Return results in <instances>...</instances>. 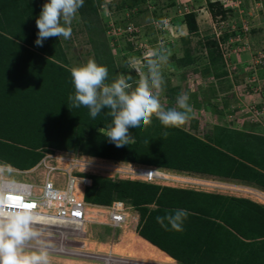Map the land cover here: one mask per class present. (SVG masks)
<instances>
[{"label":"trees","instance_id":"16d2710c","mask_svg":"<svg viewBox=\"0 0 264 264\" xmlns=\"http://www.w3.org/2000/svg\"><path fill=\"white\" fill-rule=\"evenodd\" d=\"M149 1L159 5L158 0H122L117 10H132L133 15H140L148 10L145 6L150 5ZM45 3L47 0H0V165L29 170L46 153L78 152L118 163L239 180L264 191L263 134L215 126L201 138L187 131L184 125L165 127L153 116L149 125L141 124L129 130L132 139L128 145L117 148L110 142L106 136L113 119L108 115L110 110H102L93 119L88 108L73 107L69 100V96L75 95V87L60 37L46 39L42 47L35 44L39 31L36 19ZM102 4L103 0H84L79 9L86 27L99 35L106 33L99 26ZM209 10L213 17H226L227 9L219 2H210ZM184 19L189 35L197 34L196 14L190 12ZM189 35L183 38L184 56L178 62L183 66L198 60L191 55ZM202 41L200 45L206 50L208 60L203 74L219 80L227 77L220 40L206 37ZM97 45L96 61L108 68L106 83L122 75L131 77L128 82L133 89L137 87V76L128 67H118L107 46L103 49ZM147 60L144 58L145 63ZM164 91L168 95L178 92L162 85L161 94ZM87 176L92 179V185L85 190L87 203L108 207L123 202L133 208L139 214L137 233L183 264L211 263L202 259L193 261L188 256L203 250L200 245L207 247L203 251L209 253L217 236L213 235L214 231L203 233L189 226H212L206 217L220 210L219 204L224 203L223 208L228 205L234 211L226 220L238 235L231 233L232 242L236 241L233 245L225 243L228 238L221 239L218 245L229 257H237L236 264H264V206L256 202L132 179ZM152 205L155 207L151 208ZM178 209L189 213L181 230L173 229L167 220V228L157 223L156 217L174 215ZM241 237H253L254 242Z\"/></svg>","mask_w":264,"mask_h":264},{"label":"rangeland","instance_id":"374dc122","mask_svg":"<svg viewBox=\"0 0 264 264\" xmlns=\"http://www.w3.org/2000/svg\"><path fill=\"white\" fill-rule=\"evenodd\" d=\"M121 1L103 0L99 26L106 29V33L101 35L95 34L93 28L90 30L86 27L78 10L71 24V37L69 39L60 37L71 69L86 64L89 59L96 61V43L103 49L107 46L116 65L128 67L129 72L135 74L139 82L141 76L148 72L144 57L150 56L154 51H163L169 60L161 66L162 85L169 90L177 89L178 92H171L168 95L164 91V94L160 93V101L166 110L176 108L182 111L177 104V97L182 93L188 96V104L192 112L191 118L184 124L187 131L205 138L215 126H223L264 135V0H158L156 1L158 6L154 4L155 1H151L153 4L149 1L150 5L145 6L148 10L140 15H133L132 10H117ZM210 2H219L223 8H226V17H213L209 10ZM190 12L196 14L199 26L197 34L189 35L188 28L184 24L185 15ZM129 24L140 29L138 37L133 38L124 33ZM161 26H164L165 30L160 29ZM188 35L191 55L198 60L191 65L183 66L178 62L184 56L183 38ZM206 37H216L220 40L225 70L228 72V76L220 80L211 74H203L208 60L205 58L206 50L201 48L200 43ZM131 58L136 60L135 67L129 65ZM67 154L86 163L76 168L79 172L102 174L114 179L133 177L130 173L133 165L100 161L78 152ZM55 162L58 163V159ZM62 164L67 163L60 162V167L63 166ZM97 166L100 169L94 168ZM131 167L132 169H129ZM167 173L172 175L171 179L174 177L173 181L169 182L173 184L172 186L183 184L178 182L179 179H175V177L181 178L180 175ZM56 179L64 180L63 173L57 174ZM196 183H190L188 186L209 188L208 184ZM226 188L221 190L233 192L230 189L234 188L230 186ZM255 192L253 195L245 194L254 197ZM130 211L134 217V210H128ZM129 220H131L130 217ZM102 221L104 222L103 219ZM100 226L89 223L86 229L87 235L80 239L86 238L87 246L91 250L96 248L93 241L100 240L109 243L110 247L118 246L116 252H121L120 248L123 246H116L114 243V232L120 233V229L106 227L101 232ZM113 254L128 257L118 253ZM48 259L49 264H84L70 262L68 258L48 256Z\"/></svg>","mask_w":264,"mask_h":264},{"label":"clouds","instance_id":"9594fccd","mask_svg":"<svg viewBox=\"0 0 264 264\" xmlns=\"http://www.w3.org/2000/svg\"><path fill=\"white\" fill-rule=\"evenodd\" d=\"M83 4L84 0H48L36 19L39 31L35 44L42 47L43 42L51 37L69 39L72 35V21ZM167 60L168 57L163 51L152 52L147 60V74L141 76L138 86L133 89L128 82L131 77L121 76L111 83H106L108 68L98 64L94 59H89L86 64L71 70L75 95L69 96V100L73 107L88 108L93 119L102 110L109 109L108 115L113 119L106 136L117 148L129 144L132 139L129 131L131 128H138L141 124L149 125L153 116L158 118L165 127H180L191 118L192 109L188 104V96L183 93L177 97V104L182 111L176 108L166 110L161 104L160 93L163 84L161 66L167 63ZM129 65L135 67V58L130 59ZM164 135L166 136L167 133ZM0 166L17 169L9 165ZM134 167L155 168L166 176L159 183L139 178L143 182L160 185L163 181L170 180L167 178V173L160 168L145 165ZM87 205L88 211L93 209L91 204L87 203ZM128 208V210L131 209V207ZM188 215L187 210L178 209L174 215L156 217V221L162 227L167 228L168 225L165 224L167 220L173 229L179 231L183 220ZM33 219V214L25 210L17 211L11 216L0 212V264H49L46 251L27 252L24 250V241L34 235L30 230Z\"/></svg>","mask_w":264,"mask_h":264},{"label":"built area","instance_id":"2783aa9c","mask_svg":"<svg viewBox=\"0 0 264 264\" xmlns=\"http://www.w3.org/2000/svg\"><path fill=\"white\" fill-rule=\"evenodd\" d=\"M160 29L165 30L164 26ZM140 32L138 27L131 24L124 31L127 34H136L130 36L133 38L138 37ZM56 159L58 163L55 162ZM80 160L67 153L56 152L47 153L29 170L0 166V212L11 216L17 211L25 210L34 216L30 224V230L34 235L24 241V250L27 252L43 250L50 257L68 258L84 264H173L94 251L87 246L86 238L80 239L87 235L86 225L97 219L89 218L91 216L88 205L84 201L85 190L92 185V179L87 176L89 173L76 169L86 164ZM63 161L67 164L60 167V162ZM59 173H63L64 180L56 179ZM130 173L137 178L158 183L166 178L161 171L148 167H134ZM25 204H32L34 207L25 208ZM128 209L125 204L114 202L103 210L105 213L96 215L105 216L108 225L117 228L126 223Z\"/></svg>","mask_w":264,"mask_h":264},{"label":"crops","instance_id":"0c3cea01","mask_svg":"<svg viewBox=\"0 0 264 264\" xmlns=\"http://www.w3.org/2000/svg\"><path fill=\"white\" fill-rule=\"evenodd\" d=\"M87 157H89V156H87ZM89 158L100 160V161L113 162L110 160H105V159H100V158H93V157H89ZM117 164H126V163H118L117 162ZM129 165L143 166V165H135V164H129ZM98 167L99 166H97L96 168L98 169ZM162 170H164L166 173L170 172V173L176 174L178 176L180 175L181 180H179L178 182H182L183 184L179 183V184H181L180 186H172L173 184L169 183V182L173 181V179H171L172 175H170V174L168 175V173H167V176L169 177L170 180L168 182L160 184L161 186H167V187H172V188H177V189H182V190H190V191H195V192H203V193H207V194L220 195V196L231 197V198H245V199H249L253 202H256V203L264 206V191L260 190L259 188L254 187L253 185L244 184L242 181L234 180V179L213 177V176H209V175L179 173L177 171H170L167 169H162ZM89 175L104 176L102 174H89ZM104 177H106V176H104ZM133 177H131L129 179L141 181L139 178H136V177L133 178ZM175 179H180V178L175 177ZM194 180H196L195 182L198 181L199 183L208 184L209 188L208 189H205V188L202 189V188H195L192 186H188V184L193 183L192 181H194ZM209 184H212L213 186H211ZM228 186L234 188V189H230L233 192H226V191L221 190V189H227L226 187H228ZM216 188H218V190H216ZM254 191H256L255 196H254L256 198L252 197L251 195L248 196V194L253 195ZM238 192H241L242 194H240ZM245 193H248V194H245ZM223 204H219V207L221 208L220 210H214V212L210 215V217H206V219L210 220L209 222L212 223V226H208V225H204V224H199L197 226H193V225L189 226V229L190 228H197L198 230H202L203 233H206V232L210 233V232L214 231L213 235L217 236V237L215 236L217 238V242H215V244L212 246L209 253L203 251V250H206L207 247L205 248V247H203V245L202 246L200 245L199 247L203 248V250H201V249L196 250V253H193L192 256H188V259H191L193 261L194 260L199 261L200 259H202V260H205L206 263L210 261L212 264H218L219 262H221L222 264L223 263H225V264H236L237 263V257L236 256L229 257L228 252L218 245V243H220L221 239H224V238H228V242L225 241V243L233 245L234 243H236V241L232 242L231 233L238 235L237 231H235V229H233L232 225L229 224V222H227V220H226V218H229V216L232 213H234V211H232L230 208H227L228 205L223 208ZM91 207L97 208V209H102V210L108 208L106 206H98V205H92V204H91ZM150 207L153 208L155 206L152 205ZM131 209H133V208H131ZM226 209H230L231 211L226 210ZM90 211H91V209H90ZM134 213H135V216L133 217V215H131V211H130L128 215L131 218V220L127 219L126 223L117 227V229H120V233L114 232L115 233L114 234V236H115V242L114 243H115V245H122L123 246L120 248V249H122L121 250L122 253L120 251H119L120 253L116 252L117 251L116 248L110 247L108 245L109 243H104L100 240L93 241L94 242L93 245H95L96 248L95 249L92 248V249L94 251L118 253V254H122V255H125L128 257H133V258H136L139 260H146V261H152V262H157V263H172V262H167L168 259H170L171 261H173V264H183V263H180L179 261H177L176 259L172 258L171 256H169L166 252H164L163 250H161L157 246L153 245L152 243H150L149 241H147L146 239H144L143 237H141L137 233V226L139 224V214L135 210H134ZM191 214H194V213H191ZM90 216L92 218L93 217L97 218L96 220L92 221V223L101 225L99 228V230L101 232L104 231L106 229V227H109V228L111 227L108 225V222H107L105 216L99 217L96 214H91V213H90ZM193 216H197V215H193ZM101 219H103L104 222ZM128 223H130V224L127 227ZM125 227H127V229H124ZM111 228H114V227H111ZM114 230H116V229H114ZM241 238H243V240H245L246 242H254L253 237H249V238L241 237ZM136 239L143 241L144 243L148 244L151 248H149V249L145 248L144 249L142 247L143 244H140L137 241H135ZM258 240H261V239L258 238ZM203 241L207 242L205 240H203ZM100 245L105 246V250H100ZM97 246H99V248H97ZM126 251H127V253H125ZM202 252L207 253V254L205 255ZM195 254H199L200 257L199 256L196 257ZM211 263H207V264H211Z\"/></svg>","mask_w":264,"mask_h":264},{"label":"bare ground","instance_id":"6f19581e","mask_svg":"<svg viewBox=\"0 0 264 264\" xmlns=\"http://www.w3.org/2000/svg\"><path fill=\"white\" fill-rule=\"evenodd\" d=\"M114 165V164H113ZM129 165V164H128ZM86 166V165H85ZM100 166V165H99ZM104 166V165H103ZM107 167V166H106ZM112 167V166H111ZM102 168V167H101ZM119 168V167H118ZM117 168V169H118ZM109 169H113V168H109ZM129 169H132V167L131 168H129ZM124 172H127V171H124ZM173 179V178H172ZM179 180H181V178L179 179ZM194 181H196V180H194ZM193 182V181H192ZM193 183H196V182H193ZM197 183H198V181H197ZM196 183V184H197ZM263 202V201H262ZM90 211V210H89ZM105 211H103L102 209H97V208H93V209H91V211H90V213L91 214H99V213H104ZM89 213V214H90ZM102 220V219H101ZM133 240V239H132ZM135 241H137L138 243H140V244H143L142 245V247L145 249V248H151L148 244H146V243H144L143 241H141V240H139V239H136ZM117 246V245H116ZM118 247V246H117ZM116 247V248H117ZM115 248V247H114ZM135 248V247H134ZM100 250H105V247L104 246H102V245H100ZM117 250V249H116ZM115 250V251H116ZM128 251V250H127ZM127 251L125 252V253H127ZM122 253V252H121ZM122 255V254H121ZM125 256V255H124ZM70 262H73V261H70ZM167 262H172L173 263V261H171L170 259H168V261Z\"/></svg>","mask_w":264,"mask_h":264},{"label":"snow or ice","instance_id":"6c2138e0","mask_svg":"<svg viewBox=\"0 0 264 264\" xmlns=\"http://www.w3.org/2000/svg\"><path fill=\"white\" fill-rule=\"evenodd\" d=\"M24 207L25 208H32V207H34V205H32V204H25ZM75 215H80V213H75Z\"/></svg>","mask_w":264,"mask_h":264}]
</instances>
